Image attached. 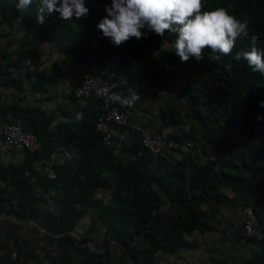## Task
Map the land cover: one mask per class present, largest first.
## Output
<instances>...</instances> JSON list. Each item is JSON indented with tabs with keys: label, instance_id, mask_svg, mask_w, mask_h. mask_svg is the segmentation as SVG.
Listing matches in <instances>:
<instances>
[{
	"label": "trees",
	"instance_id": "obj_1",
	"mask_svg": "<svg viewBox=\"0 0 264 264\" xmlns=\"http://www.w3.org/2000/svg\"><path fill=\"white\" fill-rule=\"evenodd\" d=\"M18 4L19 0H0V16L8 27H23L36 43L56 44L77 67L99 68L105 77L114 74L120 83L114 93L127 96L129 90L136 92L141 99L135 105L170 78L179 84L182 80L188 101L185 112L165 105L160 118L163 128L189 121L193 126L188 133L169 135L165 140L193 143L190 150H200L208 160L198 162V154L185 155L184 149L177 151L184 155L176 163L154 156L143 146L144 134L131 125L114 126L122 132H135L130 145L121 150L107 148L96 132L101 114V100L96 98L87 101L82 123L72 128L64 122L57 131L49 130L50 121L40 110L23 108L19 101L0 103V122L5 125L9 116L20 118L25 130L38 137L34 150L19 148L26 154L21 167L1 166L5 172L0 173V180L13 190L7 194V190L0 191V214L36 221L49 234L61 236L59 245L66 251H62L61 260L67 264H73L68 251L80 256V264H107L104 256L110 255L112 246L121 252L119 264H160V251L195 248L197 243L188 236L212 228L209 214L202 208L205 202L251 207L264 234V196L256 189L264 180V107L260 106L264 75L253 72L243 59H234L250 46L252 35L258 37L256 47L264 52V0H204V10L231 4L229 13L242 22L247 20L249 37L238 39L232 53L219 61L209 60L210 49H205L203 60L190 57L187 62H181L171 46L174 33L166 32L163 37L149 33L147 38H132L118 47L109 43L96 25L106 16L104 7L111 0H85L89 13L79 19L80 30L72 19H61L56 12L46 16L43 25L38 24L39 0H33L27 10L18 9ZM30 56L32 65L39 68L40 55L32 51ZM34 74L42 84H54L61 70L54 64L49 73L36 69ZM8 75L0 68V86L13 83L21 89L19 79L5 81ZM72 99L78 102L74 91ZM121 108L129 113L131 107ZM257 116L262 119L258 121ZM62 149L66 159L54 162L53 156ZM42 161L44 170H37L33 164ZM50 172L56 177L51 178ZM224 188H231L234 196L224 195ZM52 201L56 210L50 206ZM168 204L169 208L163 209ZM89 213L97 219L78 242L73 232ZM99 229H103L100 247L105 249L104 255L90 246L91 234ZM260 244L262 252L246 264H264V242Z\"/></svg>",
	"mask_w": 264,
	"mask_h": 264
},
{
	"label": "crops",
	"instance_id": "obj_2",
	"mask_svg": "<svg viewBox=\"0 0 264 264\" xmlns=\"http://www.w3.org/2000/svg\"><path fill=\"white\" fill-rule=\"evenodd\" d=\"M32 51L40 55L39 68L32 65L30 56ZM54 64H58L61 70L59 80L54 84H42L39 77L34 74L35 70L49 73ZM0 68L10 73L5 81L19 79L18 81L22 82L21 89L13 83L2 86L0 103L3 105L19 101L23 108L42 111L45 114V119L50 121L49 130L51 131L59 130L64 122L73 128L85 119L83 110L88 102L78 100L75 103L72 99V93L79 84L82 75L81 66L73 65L68 56L61 52L56 44L36 43L23 27L19 25L8 27L1 16ZM92 70L105 73L99 68H92ZM165 105L177 108L182 112H185L188 106L184 89L174 78H170L163 85L157 86L153 91L145 94L139 105L130 108L131 128L138 133L151 134L164 142L169 135L179 136L188 133L193 126L190 121L184 122L180 126L163 128L160 111L161 107ZM77 113H82L83 119L77 120ZM3 125L4 122H0V135ZM195 126L199 133L200 127L197 124ZM63 129L69 131L67 127H63ZM135 137V132L131 130L126 129L122 132L113 128V146L120 150L124 145H130ZM184 150L185 155L198 154L199 156H196L198 162L205 163L208 160L202 156L200 150ZM59 152L53 156L54 162H63L66 159L64 149ZM184 154L164 149L161 155L170 162L176 163L182 159ZM25 160L26 154L19 148H0V173L5 172L1 166L19 168ZM52 164L53 161L48 163L45 170H49ZM33 166L37 170H44L43 161L35 162ZM256 189L259 196H264V182L261 187ZM4 190H7V194L13 190V186L0 180V191ZM221 192L230 198L234 196L231 188H224ZM50 206L55 208L56 203L52 201ZM165 208H169V204L163 207V209ZM202 208L209 214L212 228L205 232L195 231L188 236L189 241L197 243L195 248H182L176 253L160 251L157 254L160 264H217L216 261L228 264H246L256 254L262 252L263 247L260 243H256L244 235L242 208L226 204L217 205L212 202H205ZM96 219L97 217L93 213H89L78 223V226L86 229L82 235H77L78 242L86 236ZM98 225L102 227L101 222ZM102 230L93 231L91 234L93 239V243H90L91 250L99 255L105 253V249L100 247L103 240ZM73 236L76 237L75 234ZM60 237L49 234L36 221L20 220L13 213L3 212L0 214V264H12L18 261L19 264H67L61 260L63 252L66 251L60 248ZM68 252L72 263L80 264V256L72 251ZM104 258L107 260V264H119L122 256L119 249L112 246L110 255L104 256Z\"/></svg>",
	"mask_w": 264,
	"mask_h": 264
},
{
	"label": "clouds",
	"instance_id": "obj_3",
	"mask_svg": "<svg viewBox=\"0 0 264 264\" xmlns=\"http://www.w3.org/2000/svg\"><path fill=\"white\" fill-rule=\"evenodd\" d=\"M32 4L33 0H19L17 7L27 10ZM231 7L229 4L228 8ZM228 8L204 10V0H111L110 5H105L106 16L96 29L117 47L132 38H147L149 33L160 37L166 32L174 33L176 38L171 46L181 62H187L190 57L203 60L205 49H210L209 60L219 61L232 53L238 39L249 37L247 20H238ZM54 12L59 13L61 19L71 20L85 17L89 9L85 0H39L37 23L43 25L46 16ZM144 29L147 31H142ZM257 40L258 37L252 35L250 46L240 50L234 59H243L253 72L264 75V52L256 47ZM140 99V95L131 90L127 96L118 93L108 96L111 102L127 107L134 106ZM260 106L264 107V101ZM76 119H83V114L77 113ZM260 119L262 117L257 116V120Z\"/></svg>",
	"mask_w": 264,
	"mask_h": 264
},
{
	"label": "built area",
	"instance_id": "obj_4",
	"mask_svg": "<svg viewBox=\"0 0 264 264\" xmlns=\"http://www.w3.org/2000/svg\"><path fill=\"white\" fill-rule=\"evenodd\" d=\"M108 42L113 44L110 38ZM121 46V45H120ZM82 75L79 84L74 89L76 99L89 101L96 98L101 100V114L96 123V132L102 135L103 143L107 148L113 146V128L114 126L125 127L131 124L130 114L121 108L119 103H113L108 100V96L119 88L120 83L111 74L105 77L102 73H96L87 65L81 66ZM2 87L0 86V95ZM144 148L152 155L159 156L164 149L178 151L181 149L193 148V143H179L174 140L161 141L159 138L144 133L142 137ZM38 144V137L29 131H26L22 119H14L9 116L0 135V148L16 147L26 150H34ZM50 177L55 178V174L50 172ZM244 214V235L248 239L264 242V234L258 228L257 215L251 207L243 209Z\"/></svg>",
	"mask_w": 264,
	"mask_h": 264
},
{
	"label": "rangeland",
	"instance_id": "obj_5",
	"mask_svg": "<svg viewBox=\"0 0 264 264\" xmlns=\"http://www.w3.org/2000/svg\"><path fill=\"white\" fill-rule=\"evenodd\" d=\"M72 20H73V22H74L76 28H77L78 30H80V29H81V25H80V23H79V19H76L75 17H73ZM165 54H166V53H165ZM180 82H181V86H182L184 83H183L182 80H180ZM262 182H264V180H261V181L259 182V184H257V187H258V188L262 186ZM85 231H86L85 228H82V226H78L77 229L74 231V232H75V236H76V238H77V235H82Z\"/></svg>",
	"mask_w": 264,
	"mask_h": 264
},
{
	"label": "water",
	"instance_id": "obj_6",
	"mask_svg": "<svg viewBox=\"0 0 264 264\" xmlns=\"http://www.w3.org/2000/svg\"><path fill=\"white\" fill-rule=\"evenodd\" d=\"M73 234H75V232H73Z\"/></svg>",
	"mask_w": 264,
	"mask_h": 264
}]
</instances>
